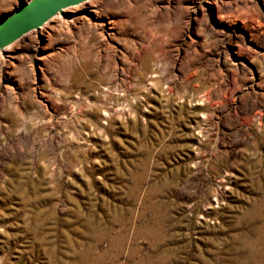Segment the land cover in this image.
Masks as SVG:
<instances>
[{
  "label": "rangeland",
  "instance_id": "rangeland-1",
  "mask_svg": "<svg viewBox=\"0 0 264 264\" xmlns=\"http://www.w3.org/2000/svg\"><path fill=\"white\" fill-rule=\"evenodd\" d=\"M0 264H264V0H94L0 53Z\"/></svg>",
  "mask_w": 264,
  "mask_h": 264
},
{
  "label": "water",
  "instance_id": "water-1",
  "mask_svg": "<svg viewBox=\"0 0 264 264\" xmlns=\"http://www.w3.org/2000/svg\"><path fill=\"white\" fill-rule=\"evenodd\" d=\"M89 0H29L0 21V53L27 33L39 29L62 10Z\"/></svg>",
  "mask_w": 264,
  "mask_h": 264
},
{
  "label": "bare ground",
  "instance_id": "bare-ground-1",
  "mask_svg": "<svg viewBox=\"0 0 264 264\" xmlns=\"http://www.w3.org/2000/svg\"><path fill=\"white\" fill-rule=\"evenodd\" d=\"M92 1H94V0H89V1L83 2V3L79 4V5H76V6H73V7L66 8V9L62 10V13H66V12L70 11L71 9H75V8H78V7H82V6H84V5L88 4V3H91ZM56 19L61 20V19H62L61 14L58 13L56 16H54L53 18H51L50 20H48L46 23H44L39 29H37V30H33V31L27 33V34L24 35L20 40L14 42L12 45L6 47V48L3 50V53H4L5 51H8L9 49H11V48L13 47V45H16L18 42H20V41H21L24 37H26L27 35H30V34H32V33H34V34H38V33L41 32L45 27H47L52 21H54V20H56ZM63 22H64V21H63Z\"/></svg>",
  "mask_w": 264,
  "mask_h": 264
}]
</instances>
